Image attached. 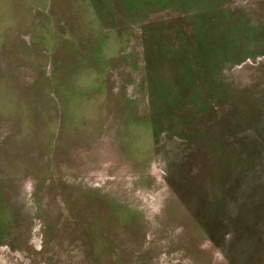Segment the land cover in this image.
I'll list each match as a JSON object with an SVG mask.
<instances>
[{
	"label": "rangeland",
	"instance_id": "obj_1",
	"mask_svg": "<svg viewBox=\"0 0 264 264\" xmlns=\"http://www.w3.org/2000/svg\"><path fill=\"white\" fill-rule=\"evenodd\" d=\"M0 264H264V0H0Z\"/></svg>",
	"mask_w": 264,
	"mask_h": 264
}]
</instances>
